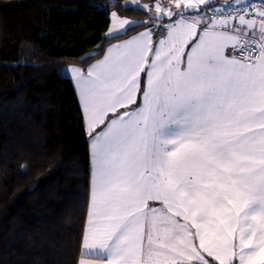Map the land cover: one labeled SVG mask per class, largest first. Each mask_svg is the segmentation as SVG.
Wrapping results in <instances>:
<instances>
[{"label":"snow or ice","instance_id":"obj_1","mask_svg":"<svg viewBox=\"0 0 264 264\" xmlns=\"http://www.w3.org/2000/svg\"><path fill=\"white\" fill-rule=\"evenodd\" d=\"M130 4L146 31L73 70L96 165L82 255L264 264V0ZM112 18L110 35L141 23Z\"/></svg>","mask_w":264,"mask_h":264},{"label":"trees","instance_id":"obj_2","mask_svg":"<svg viewBox=\"0 0 264 264\" xmlns=\"http://www.w3.org/2000/svg\"><path fill=\"white\" fill-rule=\"evenodd\" d=\"M122 1L0 0V264L83 257L90 133L63 68L144 26L147 11ZM112 10L141 23L108 36Z\"/></svg>","mask_w":264,"mask_h":264},{"label":"crops","instance_id":"obj_3","mask_svg":"<svg viewBox=\"0 0 264 264\" xmlns=\"http://www.w3.org/2000/svg\"><path fill=\"white\" fill-rule=\"evenodd\" d=\"M216 1H221V2L230 1L231 2V1H236V0H210L211 3H214ZM143 2H145L144 3L145 5L146 4L148 5V4H152L153 0H144ZM125 17L127 18V16H125ZM127 19H129L130 21L139 22L138 19H135V18L129 17ZM148 19H149V17H147L145 19V22L148 21ZM155 23H161V22L160 21H156ZM163 23H167V20L163 21ZM144 31H146V27L145 26L141 27L137 31L131 33L130 35H128V36H126V37H124L122 39H119L117 41L111 42L106 47L104 53L86 68H84V67H82V66H80L78 64H69V65H67L65 67L66 68V74H68L70 76V78L72 80V83L74 85V88L76 90V93H77V96H78L82 111H83V107H82V102H81V99H80V88H79L77 80H76L77 73L75 71H73V70L74 69L80 70L86 76L88 71H89V69H91L93 66H95V65H103V62L105 61L106 58L115 57L118 54L117 49L115 47L116 45H122L125 41L131 39L132 37L139 36V34L144 32ZM159 31H161V30L160 29H154V32H159ZM115 35H117V34H115ZM111 36H113V35H111ZM161 38L162 37L160 35H153L150 39L153 40V41H158ZM84 119H85V123H86V127H87V120H86L85 117H84ZM101 127H103V126H101ZM87 130L90 133V130L88 129V127H87ZM96 131L99 132L100 129H97ZM89 145H90V158H91V179H90V202H89L88 212H89V210L91 208V203H92L91 197H92V192H93V189H94V186H95V168H96L95 156H94V152H93V135L91 133H90ZM87 217H88V214H87ZM86 229H87V219H86V226H85L84 234L86 232ZM81 251H82V254H83V251H84L83 247L81 248ZM82 258L92 259V260L96 261V264H100V262L94 256H88V257L83 256Z\"/></svg>","mask_w":264,"mask_h":264},{"label":"built area","instance_id":"obj_4","mask_svg":"<svg viewBox=\"0 0 264 264\" xmlns=\"http://www.w3.org/2000/svg\"><path fill=\"white\" fill-rule=\"evenodd\" d=\"M232 4L233 7L232 8H226L225 6L228 4ZM245 3V0H236V1H223V2H216L214 3V5H216L218 7L219 11H223L225 13V15H227L228 13H235L239 6H241L242 4Z\"/></svg>","mask_w":264,"mask_h":264},{"label":"rangeland","instance_id":"obj_5","mask_svg":"<svg viewBox=\"0 0 264 264\" xmlns=\"http://www.w3.org/2000/svg\"><path fill=\"white\" fill-rule=\"evenodd\" d=\"M144 0H136V3L137 4H139V5H141V6H143V5H145L144 3L145 2H143ZM122 3L124 4V5H129V6H133V7H135V5H132V4H130V0H123L122 1ZM147 5V4H146ZM113 12H116L117 13V16L120 18V19H127V18H129V17H125V16H122V15H120L116 10H112V12H111V24H110V28H109V30L107 31V35L108 36H111V35H115L116 33H112L111 35H110V30L112 29V27H113V23H114V21H113V18H112V13ZM127 20H129V19H127ZM130 21V20H129ZM138 21H140V20H138ZM123 31V30H122ZM63 73H65L66 74V68H63Z\"/></svg>","mask_w":264,"mask_h":264}]
</instances>
